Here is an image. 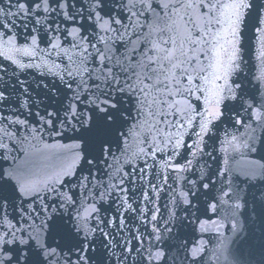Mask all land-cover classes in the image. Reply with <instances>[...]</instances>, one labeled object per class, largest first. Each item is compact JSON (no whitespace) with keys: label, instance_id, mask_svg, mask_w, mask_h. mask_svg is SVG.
<instances>
[{"label":"snow or ice","instance_id":"1","mask_svg":"<svg viewBox=\"0 0 264 264\" xmlns=\"http://www.w3.org/2000/svg\"><path fill=\"white\" fill-rule=\"evenodd\" d=\"M0 264H264V0H0Z\"/></svg>","mask_w":264,"mask_h":264}]
</instances>
